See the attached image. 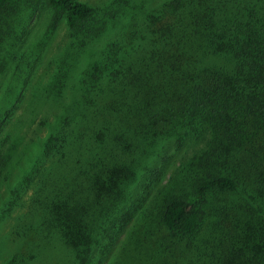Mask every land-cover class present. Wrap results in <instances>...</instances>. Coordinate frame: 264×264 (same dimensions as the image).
<instances>
[{"label":"trees","instance_id":"trees-1","mask_svg":"<svg viewBox=\"0 0 264 264\" xmlns=\"http://www.w3.org/2000/svg\"><path fill=\"white\" fill-rule=\"evenodd\" d=\"M46 1L71 38L50 88L62 110L22 174L0 151V222L27 205L11 235L32 246L5 264H31L54 240L69 264H104L144 173L186 141L179 190L192 191L163 201L161 224L192 241L213 217L208 264H264V0Z\"/></svg>","mask_w":264,"mask_h":264},{"label":"rangeland","instance_id":"rangeland-1","mask_svg":"<svg viewBox=\"0 0 264 264\" xmlns=\"http://www.w3.org/2000/svg\"><path fill=\"white\" fill-rule=\"evenodd\" d=\"M81 1L102 10L114 0ZM52 22L53 11L46 0H9L7 9L0 11V151L12 157L15 174L24 172L16 166L17 162L22 160L27 167L29 160L24 154L36 148L39 137L48 133L42 121L46 118L53 121L55 113L62 110L50 88L55 60L71 38L65 19H60L54 27ZM195 147L191 141H186L181 148L173 146L168 152L170 158L156 177L151 176V172L144 173L149 175L142 178L135 191L132 217L104 264L209 263L212 251L205 242L210 238L208 231L213 217L206 218L197 238L189 241L173 237L161 224L159 216L164 200L182 191L191 193L190 188H179H188L191 182L181 169L183 163L191 159ZM8 190L4 183L0 184V206L1 197L6 196ZM32 193L29 189L24 195L27 204ZM26 206L17 208L0 222V264H5L16 250L32 248L28 243H16L11 235L16 217L26 213ZM69 252L65 244L54 240L31 264H69Z\"/></svg>","mask_w":264,"mask_h":264}]
</instances>
